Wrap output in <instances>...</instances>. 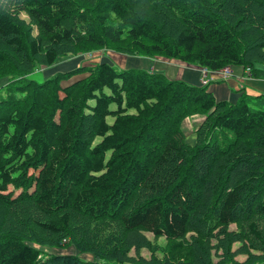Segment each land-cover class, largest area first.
I'll return each instance as SVG.
<instances>
[{"label":"trees","instance_id":"1","mask_svg":"<svg viewBox=\"0 0 264 264\" xmlns=\"http://www.w3.org/2000/svg\"><path fill=\"white\" fill-rule=\"evenodd\" d=\"M8 1L38 34L0 8V72L111 45L264 79V0ZM32 84L0 85V264H135L131 247H157L146 232L166 241L143 264H238L244 251L264 264V94L217 101L108 62ZM196 113L190 144L181 123Z\"/></svg>","mask_w":264,"mask_h":264},{"label":"rangeland","instance_id":"2","mask_svg":"<svg viewBox=\"0 0 264 264\" xmlns=\"http://www.w3.org/2000/svg\"><path fill=\"white\" fill-rule=\"evenodd\" d=\"M8 0H0V8L4 11H7L13 16L12 14H15L13 17L18 19V21H22L23 25L29 29L30 34L33 36H37L38 34V27L31 23V20L29 18V15L22 12H17L14 10V8L10 7L8 5ZM65 48H72L70 46H62L61 49ZM60 49V50H61ZM110 50L117 53H122L119 51H116L115 48H113L111 45H107L101 48H92L90 50L86 51H77L74 54H68V55H60L56 61L50 65L47 66L43 63L35 64L30 70L28 71H15L11 70L10 72H0V85L8 86L10 84H13V86L24 84V86H29L34 88V84H32L33 80L38 83L46 82V80L57 76L61 73H65L67 71H71L73 69H76L80 66H91V64H96L93 60H96L95 58L99 57V54L101 51ZM125 54V53H123ZM81 60V61H80ZM78 64V66L73 67V64ZM231 70L230 65H226ZM247 72H249V68H246ZM232 72V70H231ZM85 75V73H79L76 72L73 76H71L68 79L62 80L61 84L63 86L73 82L77 78H81ZM47 86V85H46ZM14 90L16 87H12ZM41 107V106H40ZM108 122H112L113 117H108ZM184 132L186 137V141L190 144L194 143L195 140V133L193 131H189L187 127L184 126ZM230 230H238L240 229V223H231L229 225ZM146 237L148 238V241L150 242L151 246L153 247L156 245L157 247H153L152 250L151 247L147 246H141V247H131L129 251H127V254L132 257V260L135 262V264H143V260H149L152 256L161 257L163 254V246L166 241L164 237H158L155 238L151 233L146 232ZM213 242V239H212ZM33 246L37 247L38 249H41L48 253H66V254H76L79 257L86 259V260H94L97 258L94 256V254L90 251L86 250H79L76 245L73 243L71 244H64L62 243L59 246H47V245H40V244H32ZM233 250L240 247V243L238 241H234L232 243ZM212 253H214L215 248L211 249ZM247 253L244 251L243 253L239 252L234 256V260L238 262V264H246L247 259ZM213 260H218L217 256H213ZM101 262L106 263V259H100ZM251 264V263H247Z\"/></svg>","mask_w":264,"mask_h":264},{"label":"crops","instance_id":"3","mask_svg":"<svg viewBox=\"0 0 264 264\" xmlns=\"http://www.w3.org/2000/svg\"><path fill=\"white\" fill-rule=\"evenodd\" d=\"M95 59L93 61L96 63L108 62L119 69L134 68L158 72L169 80H182L191 85L202 86L201 67L199 65L183 62L171 56L129 55L106 50L101 51L99 57ZM78 64H73V67L78 66ZM230 66L232 72L227 77H223L218 69L209 68V82L204 86L217 101L235 102L243 93L249 96L264 94V79L253 78L242 65ZM204 118L205 115L201 113L187 116L181 123V129L183 130L185 126L189 131L194 132Z\"/></svg>","mask_w":264,"mask_h":264},{"label":"built area","instance_id":"4","mask_svg":"<svg viewBox=\"0 0 264 264\" xmlns=\"http://www.w3.org/2000/svg\"><path fill=\"white\" fill-rule=\"evenodd\" d=\"M218 70L223 77H227L231 75V70L229 69L228 66H223L219 68ZM208 73H209V68L201 67V84L202 85H206L209 82Z\"/></svg>","mask_w":264,"mask_h":264}]
</instances>
